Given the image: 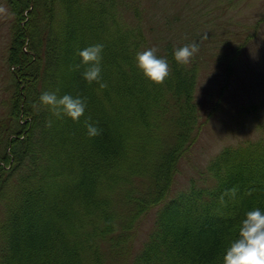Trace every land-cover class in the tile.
<instances>
[{"label": "trees", "instance_id": "trees-1", "mask_svg": "<svg viewBox=\"0 0 264 264\" xmlns=\"http://www.w3.org/2000/svg\"><path fill=\"white\" fill-rule=\"evenodd\" d=\"M127 1L8 0L13 85L0 120V264H222L244 214L264 208L263 139L221 150L206 168L208 184L171 196L179 161L207 122L195 98L196 55L188 65L173 55L196 38L164 44L157 55L170 75L151 82L135 63L149 48L144 17ZM97 43L104 88L89 84L80 64L79 51ZM44 91L86 97L84 116L56 119L39 103ZM88 118L99 135H87ZM154 209V229L133 255V227Z\"/></svg>", "mask_w": 264, "mask_h": 264}, {"label": "rangeland", "instance_id": "rangeland-1", "mask_svg": "<svg viewBox=\"0 0 264 264\" xmlns=\"http://www.w3.org/2000/svg\"><path fill=\"white\" fill-rule=\"evenodd\" d=\"M0 3L10 11L8 0ZM125 3L138 7L144 17L148 46L155 47L157 52L167 42L177 45L192 38L190 35L196 38L190 43L199 46L195 56L199 64L195 98L201 118H207V122L179 161L171 190L172 197L178 196L192 185H205L206 168L221 150L264 140V0ZM130 12L129 8L124 12L127 21L133 19ZM12 26V15L0 18V120L7 115L13 85L6 62ZM220 57L224 59L221 61ZM211 107L214 109L206 117ZM156 213V209L150 211L134 225L129 242L133 255L152 233Z\"/></svg>", "mask_w": 264, "mask_h": 264}, {"label": "clouds", "instance_id": "clouds-1", "mask_svg": "<svg viewBox=\"0 0 264 264\" xmlns=\"http://www.w3.org/2000/svg\"><path fill=\"white\" fill-rule=\"evenodd\" d=\"M12 13L0 3V18L11 16ZM103 50L102 43L89 45L79 51L80 64L84 65L82 73L89 83L96 82L101 88L107 87L103 81ZM199 50L196 43L184 44L174 49L173 55L178 64L188 65ZM136 66L151 82L163 84L169 77L171 68L168 59L157 55L155 47L138 50L135 54ZM39 103L47 107L56 119L68 117L78 122L84 116L87 99L71 93L59 95L58 91H44L40 94ZM49 126L52 120H49ZM87 135L95 137L100 129L90 118L85 121ZM234 197L236 189L229 190ZM222 264H264V208L255 207L248 210L240 220L237 235L231 239L224 249Z\"/></svg>", "mask_w": 264, "mask_h": 264}]
</instances>
